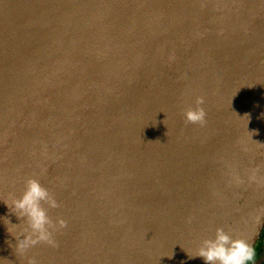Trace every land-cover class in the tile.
<instances>
[{
	"label": "water",
	"instance_id": "water-1",
	"mask_svg": "<svg viewBox=\"0 0 264 264\" xmlns=\"http://www.w3.org/2000/svg\"><path fill=\"white\" fill-rule=\"evenodd\" d=\"M29 177L68 226L22 255ZM218 227L264 228V0H0V264H205Z\"/></svg>",
	"mask_w": 264,
	"mask_h": 264
},
{
	"label": "clouds",
	"instance_id": "clouds-1",
	"mask_svg": "<svg viewBox=\"0 0 264 264\" xmlns=\"http://www.w3.org/2000/svg\"><path fill=\"white\" fill-rule=\"evenodd\" d=\"M204 103L203 97H196L195 107H189L184 111L186 124L204 126L207 123ZM252 179H255V175ZM8 207L22 221L21 223L26 225L19 237L14 236L17 241L15 252L23 255L39 244L59 246L55 233L67 228V221L60 217L54 220L49 215V210L59 208L60 203L38 178H27L23 193L14 198ZM9 223L11 224L10 221ZM188 223H191V218ZM8 231L11 233L9 228ZM187 254L189 259L202 258L205 264H257V250L252 243L243 237L234 238L224 227L215 230V238L204 239L195 254L188 252ZM27 264H38V261L35 257H27Z\"/></svg>",
	"mask_w": 264,
	"mask_h": 264
},
{
	"label": "flooded vegetation",
	"instance_id": "flooded-vegetation-1",
	"mask_svg": "<svg viewBox=\"0 0 264 264\" xmlns=\"http://www.w3.org/2000/svg\"><path fill=\"white\" fill-rule=\"evenodd\" d=\"M264 228L262 229L258 240L254 247L257 250V264H264V237L261 235Z\"/></svg>",
	"mask_w": 264,
	"mask_h": 264
},
{
	"label": "trees",
	"instance_id": "trees-1",
	"mask_svg": "<svg viewBox=\"0 0 264 264\" xmlns=\"http://www.w3.org/2000/svg\"><path fill=\"white\" fill-rule=\"evenodd\" d=\"M263 237H264V230H263V232H262V234H261Z\"/></svg>",
	"mask_w": 264,
	"mask_h": 264
}]
</instances>
